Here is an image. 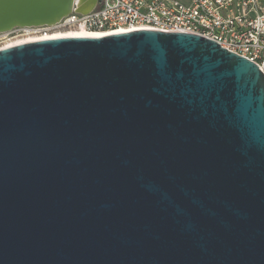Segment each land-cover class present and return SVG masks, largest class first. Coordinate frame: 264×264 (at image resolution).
<instances>
[{"label":"water","instance_id":"1","mask_svg":"<svg viewBox=\"0 0 264 264\" xmlns=\"http://www.w3.org/2000/svg\"><path fill=\"white\" fill-rule=\"evenodd\" d=\"M73 4L0 0V32ZM0 264H264L258 64L148 28L0 49Z\"/></svg>","mask_w":264,"mask_h":264},{"label":"built area","instance_id":"2","mask_svg":"<svg viewBox=\"0 0 264 264\" xmlns=\"http://www.w3.org/2000/svg\"><path fill=\"white\" fill-rule=\"evenodd\" d=\"M89 3L74 0L72 10L55 23L0 32V49L30 35L76 28L185 31L216 40L264 72V0H96L91 10L81 11ZM15 34L22 37L13 40Z\"/></svg>","mask_w":264,"mask_h":264},{"label":"bare ground","instance_id":"3","mask_svg":"<svg viewBox=\"0 0 264 264\" xmlns=\"http://www.w3.org/2000/svg\"><path fill=\"white\" fill-rule=\"evenodd\" d=\"M26 28H29V27H26ZM124 31H128V30L126 29H116V30H113V29L93 30L92 29L90 30L86 28H76V29H71V30H66V31H61V32H53L45 36L30 35L23 39H18V41L14 42V44H19V43H23L27 41L40 40V39H45V38H57V37H64V36H101L105 34L124 32Z\"/></svg>","mask_w":264,"mask_h":264},{"label":"rangeland","instance_id":"4","mask_svg":"<svg viewBox=\"0 0 264 264\" xmlns=\"http://www.w3.org/2000/svg\"><path fill=\"white\" fill-rule=\"evenodd\" d=\"M11 37H12L13 40H15V39L21 38L22 36H19V35L17 36V34H15V35H13V36H11ZM1 43H2V42H1Z\"/></svg>","mask_w":264,"mask_h":264},{"label":"flooded vegetation","instance_id":"5","mask_svg":"<svg viewBox=\"0 0 264 264\" xmlns=\"http://www.w3.org/2000/svg\"><path fill=\"white\" fill-rule=\"evenodd\" d=\"M18 35H20V34H18Z\"/></svg>","mask_w":264,"mask_h":264}]
</instances>
